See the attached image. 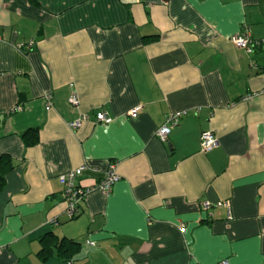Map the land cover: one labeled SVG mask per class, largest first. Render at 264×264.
I'll return each mask as SVG.
<instances>
[{
  "label": "crops",
  "instance_id": "crops-1",
  "mask_svg": "<svg viewBox=\"0 0 264 264\" xmlns=\"http://www.w3.org/2000/svg\"><path fill=\"white\" fill-rule=\"evenodd\" d=\"M245 31L264 41V0H0V264H70L43 260L49 234L81 245L71 264H264V42L237 48ZM111 162V193L69 220L60 176L93 187Z\"/></svg>",
  "mask_w": 264,
  "mask_h": 264
},
{
  "label": "built area",
  "instance_id": "built-area-1",
  "mask_svg": "<svg viewBox=\"0 0 264 264\" xmlns=\"http://www.w3.org/2000/svg\"><path fill=\"white\" fill-rule=\"evenodd\" d=\"M233 43L236 45L237 48L244 50L248 54H252L254 52V48L261 43L254 42L251 39V35L249 32H243L241 34L236 35L232 38ZM256 96V94H250L245 96L242 100L243 101H250ZM69 103L74 107H80V99L77 94H73L69 98ZM140 107L132 109L129 113V117H136L139 113ZM186 111H178L170 113L167 117L165 122L159 127L156 131V137L163 143L168 142V139L172 133V131L177 128L184 116H186ZM88 114H83L82 117L74 122L71 123L69 126L72 129H78L82 123L89 119ZM95 121L98 123L110 124L113 119L108 116L105 112L98 111L94 114ZM218 144V139L215 133L211 130L205 131L201 135V151L207 152L213 148H215ZM83 169H77L73 171H69L66 174L60 176V181L64 186L63 190V199L67 205L66 215L69 220L75 219L77 216L80 215V207L82 203L86 200L88 195L93 191H99L102 194L108 196L114 185L120 180V175L117 172V164L115 162L109 163L104 177L102 180L93 187H82L76 183V179L82 174ZM201 206L204 210L208 211L212 209L213 205L208 202L204 201L201 203ZM218 206L227 207L229 210V203H220ZM51 223H56V220H52ZM184 225L181 226V231H184ZM88 244L94 246L93 242L88 241ZM218 264H228L227 261L223 260Z\"/></svg>",
  "mask_w": 264,
  "mask_h": 264
},
{
  "label": "trees",
  "instance_id": "trees-1",
  "mask_svg": "<svg viewBox=\"0 0 264 264\" xmlns=\"http://www.w3.org/2000/svg\"><path fill=\"white\" fill-rule=\"evenodd\" d=\"M38 131L36 129L24 134L23 138L27 145H34L37 143ZM13 168L12 161L8 156H1L0 158V192L5 186V176ZM43 248L40 255L43 260H47L53 256L57 259L72 263L74 258L80 253L81 245L70 239L59 238L54 234H49L43 240Z\"/></svg>",
  "mask_w": 264,
  "mask_h": 264
}]
</instances>
